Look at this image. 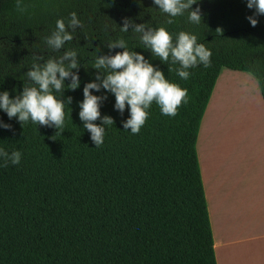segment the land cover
I'll return each mask as SVG.
<instances>
[{"label": "trees", "instance_id": "1", "mask_svg": "<svg viewBox=\"0 0 264 264\" xmlns=\"http://www.w3.org/2000/svg\"><path fill=\"white\" fill-rule=\"evenodd\" d=\"M24 4L27 12L21 14L15 0H0V91L13 97L23 90L20 79L34 56L54 55L44 37L57 19L67 22L72 12L83 29L66 47L77 48L82 62L100 51L107 54L110 39L131 36L104 30L113 21L122 26L124 17L171 32H192L212 56L209 67L190 69L188 80L168 72L158 59L151 61L186 89V103L174 117L162 115L153 104L137 135L124 131L128 111L114 110V96L94 92L108 96L101 114L115 121L98 148L78 115L83 87L96 69L82 66L80 88L65 92L73 102L66 107L61 134L30 122L23 128L0 111V120L11 125L10 130L0 128V147L22 152L19 165L0 166V264H218L197 143L223 69L253 76L264 102V16L252 27L246 17L253 11L245 0H200L193 5L201 9L200 25L189 23L186 15L167 25L152 0H143V6L139 0ZM135 45L129 40L130 48ZM135 51L151 58L141 48Z\"/></svg>", "mask_w": 264, "mask_h": 264}, {"label": "clouds", "instance_id": "2", "mask_svg": "<svg viewBox=\"0 0 264 264\" xmlns=\"http://www.w3.org/2000/svg\"><path fill=\"white\" fill-rule=\"evenodd\" d=\"M139 3L143 6V0H139ZM199 3L200 0H152V8L166 17L167 25H172L177 17L185 15L189 23L200 25L203 22L201 9L193 8ZM245 4L253 11L246 19L252 27H256L258 17L264 16V0H245ZM15 7L21 14L27 12L24 0H15ZM139 18L142 19L141 16ZM78 28L83 29V22L76 12L70 14L67 22L64 18L57 19L55 29L43 41L47 51L54 55L47 58L34 56L28 71L20 79L24 82L23 90L14 97L7 90L0 91V111L6 113L10 120L16 119L23 128L30 122L38 127L55 128L56 134L63 133L66 107L73 102L72 97L65 98V92L80 88L79 70L82 66L86 70L96 69L95 78L83 87L78 115L83 129L90 134L91 141L98 148L105 142L107 128L115 121L111 116L101 114L102 103L108 96L94 92L104 90L114 96V110L121 114L128 111V118L122 121L124 131L137 135L145 125L153 104L162 115L174 117L181 103H186V89L167 79L165 72L152 60L158 59L167 65L168 72L175 70L181 80L189 79L190 69L200 65L207 68L211 64L212 51L198 42L196 34L183 30L171 32L165 26L136 23L129 17L123 18L122 26L113 21L104 29L111 33H131L128 39L123 36L110 39L105 45L107 54L100 51L82 62L84 58L77 48L66 47L73 41ZM216 32L222 30L218 28ZM129 40H135L136 45L130 48ZM136 48L150 52L151 58L146 59L141 52L135 51ZM114 51L115 54H112ZM173 66L176 67L173 69ZM98 120L100 123H95ZM0 128L10 130L11 125L0 120ZM21 159L20 150L8 151L0 147V166L19 165Z\"/></svg>", "mask_w": 264, "mask_h": 264}, {"label": "crops", "instance_id": "3", "mask_svg": "<svg viewBox=\"0 0 264 264\" xmlns=\"http://www.w3.org/2000/svg\"><path fill=\"white\" fill-rule=\"evenodd\" d=\"M252 144L264 146V142ZM243 159L236 161L235 168L228 163L212 165L210 157L200 166L218 264H264V233L244 234L249 226L245 217L252 214L254 219L257 212H264V153L251 163ZM258 224L264 227V221Z\"/></svg>", "mask_w": 264, "mask_h": 264}, {"label": "rangeland", "instance_id": "4", "mask_svg": "<svg viewBox=\"0 0 264 264\" xmlns=\"http://www.w3.org/2000/svg\"><path fill=\"white\" fill-rule=\"evenodd\" d=\"M198 140L200 166L210 157L212 165L216 162L223 165L228 163V166L235 168L239 158H247L251 163L260 153H264V146L252 144L254 141L264 142V102L258 81L253 76L229 69L221 71ZM228 146L230 150L225 152ZM216 153L219 155L216 156ZM245 219L249 226L244 234L264 233V227L258 224L264 221V212H257L254 219L249 214ZM251 222L257 225L252 227Z\"/></svg>", "mask_w": 264, "mask_h": 264}]
</instances>
